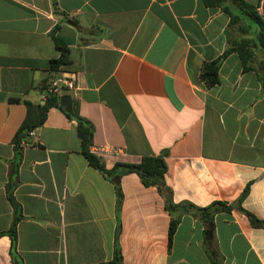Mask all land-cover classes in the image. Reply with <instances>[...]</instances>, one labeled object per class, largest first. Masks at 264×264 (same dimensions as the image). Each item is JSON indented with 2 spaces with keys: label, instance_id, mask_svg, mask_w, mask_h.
Instances as JSON below:
<instances>
[{
  "label": "crops",
  "instance_id": "obj_1",
  "mask_svg": "<svg viewBox=\"0 0 264 264\" xmlns=\"http://www.w3.org/2000/svg\"><path fill=\"white\" fill-rule=\"evenodd\" d=\"M261 11L264 0H245ZM236 0H0V230L15 227L17 264H264V52ZM66 48V63L51 68ZM246 39L240 45L236 41ZM219 58L217 82L199 79ZM62 70L76 73L72 108L110 145L105 168L162 153L174 202L232 204L169 213L134 171L110 176L80 150L76 120L49 105L20 143L26 106ZM18 98L17 100L10 99ZM59 103V102H58ZM14 161V163H13ZM114 180L119 185L117 195ZM14 204L9 200L8 193ZM180 209V208H179ZM175 210V214L179 212ZM0 234V264H12Z\"/></svg>",
  "mask_w": 264,
  "mask_h": 264
},
{
  "label": "trees",
  "instance_id": "obj_2",
  "mask_svg": "<svg viewBox=\"0 0 264 264\" xmlns=\"http://www.w3.org/2000/svg\"><path fill=\"white\" fill-rule=\"evenodd\" d=\"M217 0H214L216 2ZM238 6L247 13L250 18L253 19L255 24L258 27V30L255 32V40L259 45V48L262 52H264V3L262 4L261 11L256 9L254 4H251L245 0H236ZM55 43L57 48L59 49V55L56 58L51 59V68L57 69L59 64L66 63V48L60 43V41L54 37ZM246 39H241L236 41V47H229L225 51H223L224 55L228 49H236L241 56L240 45L242 43H246ZM219 64V58L211 59L208 61H203L200 66L199 70V79L206 85H212L217 82V69ZM12 100H17L16 97H11ZM26 106L25 115L19 125L13 132L11 137V141L15 146V154H19V146L23 138L29 133V131L35 127L36 125L40 124L45 110L49 105H58L61 109H63L62 105L58 103V99L54 94H49L44 98L42 103L38 102H31L26 99H22ZM65 114L69 117H72L76 120V133L79 137L80 141V150L87 159V161L101 170L106 175L110 176L112 170L117 169L116 175L111 177L118 176L122 172L125 171H134L139 176L141 182L143 184L155 185L157 191L163 198L164 207L169 213V221L167 226V238L168 241L174 231L175 225L180 218V214L183 212H192L196 214H200L201 212L207 210L209 215H205V219L210 220L212 217V213L217 211L220 208H229L232 204L225 203L221 200H213L204 206H198L190 201H178L174 202L171 198V189L168 185L165 184L164 181V172L166 169L165 160L163 158L162 153L158 154H149V155H142L139 161L137 162H115L112 165V168H105L102 161L93 154L90 150V142H91V133H92V124L91 122L86 119L85 117L81 116L77 113L75 109L72 108V113L69 114L68 112L64 111ZM14 163V161H13ZM115 189L117 191V195L120 196L119 192V185L117 181L114 180ZM248 185L242 188L240 194L237 196L235 203L236 205L247 215L249 221L254 225H261L264 224V220L256 217L251 212L243 209L239 205V201L241 197L246 193ZM9 200L14 204L13 199L8 193ZM180 208V209H179ZM179 209V212L175 214V210ZM6 233L9 236V254L12 261V264H17V256L15 252V227L14 221L10 224L7 229L0 230V234ZM85 264H123L121 258L120 247L117 241L114 242L112 255L109 259L93 262V263H85Z\"/></svg>",
  "mask_w": 264,
  "mask_h": 264
},
{
  "label": "built area",
  "instance_id": "obj_3",
  "mask_svg": "<svg viewBox=\"0 0 264 264\" xmlns=\"http://www.w3.org/2000/svg\"><path fill=\"white\" fill-rule=\"evenodd\" d=\"M77 87L76 73L73 70H62L52 76L46 84L44 90L39 93V98H44L49 94H58L62 89L75 90ZM31 132V130L29 131ZM89 150L100 160L107 151H117V148L110 145H90Z\"/></svg>",
  "mask_w": 264,
  "mask_h": 264
},
{
  "label": "water",
  "instance_id": "obj_4",
  "mask_svg": "<svg viewBox=\"0 0 264 264\" xmlns=\"http://www.w3.org/2000/svg\"><path fill=\"white\" fill-rule=\"evenodd\" d=\"M58 102L62 105L63 109L69 114L72 113L71 96L68 93H62L58 96Z\"/></svg>",
  "mask_w": 264,
  "mask_h": 264
}]
</instances>
